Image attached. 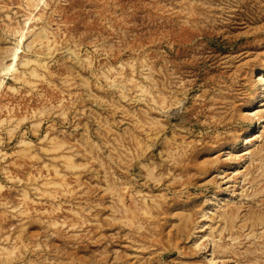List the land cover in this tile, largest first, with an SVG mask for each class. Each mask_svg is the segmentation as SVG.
I'll list each match as a JSON object with an SVG mask.
<instances>
[{
	"label": "rangeland",
	"instance_id": "rangeland-1",
	"mask_svg": "<svg viewBox=\"0 0 264 264\" xmlns=\"http://www.w3.org/2000/svg\"><path fill=\"white\" fill-rule=\"evenodd\" d=\"M0 264H264V0H0Z\"/></svg>",
	"mask_w": 264,
	"mask_h": 264
}]
</instances>
